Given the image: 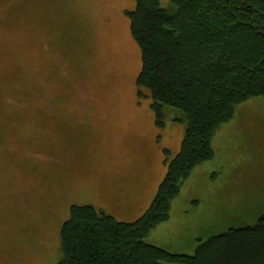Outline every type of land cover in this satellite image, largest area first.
<instances>
[{"label": "rangeland", "instance_id": "374dc122", "mask_svg": "<svg viewBox=\"0 0 264 264\" xmlns=\"http://www.w3.org/2000/svg\"><path fill=\"white\" fill-rule=\"evenodd\" d=\"M170 12L172 0H161ZM0 264H57L73 205L144 214L180 151L184 113L157 124L129 10L136 0L0 2ZM146 242L192 254L264 214V96L235 107Z\"/></svg>", "mask_w": 264, "mask_h": 264}, {"label": "trees", "instance_id": "16d2710c", "mask_svg": "<svg viewBox=\"0 0 264 264\" xmlns=\"http://www.w3.org/2000/svg\"><path fill=\"white\" fill-rule=\"evenodd\" d=\"M136 1L127 14L143 57L137 84L149 88L159 127L166 107L176 106L186 133L152 203L134 221L93 205L71 207L57 264H264V214L199 241L192 254L145 240L170 217L193 168L214 157L212 139L235 107L264 96V0H172L171 12L161 0Z\"/></svg>", "mask_w": 264, "mask_h": 264}]
</instances>
